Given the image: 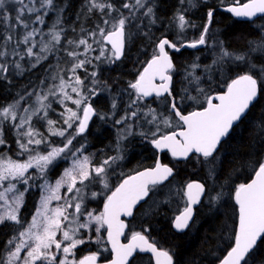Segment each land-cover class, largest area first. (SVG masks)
Segmentation results:
<instances>
[{"label":"snow or ice","instance_id":"obj_1","mask_svg":"<svg viewBox=\"0 0 264 264\" xmlns=\"http://www.w3.org/2000/svg\"><path fill=\"white\" fill-rule=\"evenodd\" d=\"M178 3L194 6L193 0H178ZM157 7V0H84V18L98 15L99 22L91 28L82 23L79 32L73 28L76 35L68 38L61 18L63 7L57 0H0V80H8L11 74L22 76L47 61L50 53L61 49L69 58L66 63L70 62L69 67H60L53 73L51 83L41 80V84L47 83L46 89L27 92L7 106H0V146L8 144L4 128L10 125L16 136V156L24 157L14 159L0 152V226L13 231L0 243L3 253L0 264H101L103 252L111 256L103 264H134L139 253H150L154 264H176L172 251L150 238L151 226L127 236V224L122 217H133L134 210L145 204H148L145 215L151 217L171 200L180 199L184 207L172 218L171 227L184 233L195 223L197 206L206 200L209 208L218 207L224 200L225 189L234 201L238 219L230 235L225 236L232 242L226 246L223 258H218V264H249L250 260L255 264L259 245L264 243V115L250 129L255 133V151L247 154L253 173L249 181L236 183L232 179L226 171L221 148L264 95V25L259 27L257 37L247 42V49L237 53L229 50L224 40L213 39L209 43L214 19L211 9L199 37L191 41L183 39L186 29L196 25L186 18V9L178 7L174 23L177 40L182 42L167 36L159 39L143 70L128 84L130 99L124 114L115 118L119 109L115 98L109 113H100L93 106L95 97L111 89L110 84L100 79V65H111L125 57L128 42L134 35L131 28L139 33L145 20L149 29L155 25L159 19ZM225 11L249 21L264 19V0L244 3L233 0ZM50 13L55 14V19L47 32L34 26L45 25V17ZM201 46L212 50V62L201 65L193 61L187 66L186 86L177 100L176 65L169 50L180 53L183 48ZM96 52L98 55H91ZM89 65L94 69L91 72L87 71ZM225 72L238 74L224 81L226 90L209 94L202 85L210 83L217 73ZM193 91L195 96L191 94ZM26 97L35 98L31 105H27ZM150 97L164 103L168 114L151 107ZM201 97L199 108L185 114L181 104L185 100L200 102ZM54 104L63 109L59 119L50 116L55 111ZM96 116L121 126L117 129L116 155L106 156L99 163L85 154L86 144L77 140L84 137ZM41 121L46 124V132L36 127ZM145 125L150 127L145 130ZM137 127L139 131L134 130ZM171 128L176 130H162ZM137 135L157 153L170 155L171 160L163 163L157 155L153 167L126 176L113 188L109 178L125 159L123 142ZM53 137L61 138V142L57 144ZM61 161L69 166L53 183L49 173ZM181 161H194L206 172L209 182L177 181ZM222 177L224 183L219 182ZM96 184L101 186V191H91L89 197ZM31 188H37L40 197L31 220L25 221L21 210L25 206V194ZM165 188L168 189L165 200L153 199ZM99 196L104 197L103 210L99 213L89 210L90 200ZM121 237L127 243L121 242ZM88 243L101 246V251L76 259L79 247Z\"/></svg>","mask_w":264,"mask_h":264},{"label":"trees","instance_id":"obj_2","mask_svg":"<svg viewBox=\"0 0 264 264\" xmlns=\"http://www.w3.org/2000/svg\"><path fill=\"white\" fill-rule=\"evenodd\" d=\"M244 1L246 0H241V2ZM157 3L156 12L159 17L157 23L152 25L150 29L142 25L139 33L136 32L128 42L125 57L121 61L111 64L107 69L108 73L106 77L109 78L105 80L114 90L118 86L121 88L129 82L134 81L146 61L154 53L155 44L159 39L167 36L170 39L177 40L176 30L169 28V25L174 20V13L177 8H185V6L179 5L178 0H157ZM229 3H233V0H223V3H221V0H198L194 3V6L185 8L186 18L191 24L196 25V27H188L183 39L191 41L199 37L203 25L207 22V13L211 9L214 12V19L210 25V38L214 34L216 39L225 41L229 50L237 53L245 51L248 47L247 42L257 37L259 27L264 25V19L256 18L253 20L254 22L243 21L232 17L227 12L218 10L217 7L219 5ZM83 4L84 0H65L63 23L65 29H67L66 31H69L72 36L76 35L75 33L73 34L72 29L75 28L76 31H79L78 29H80L82 24ZM78 14H80L79 18ZM83 24L85 25V21ZM177 42L180 43L182 41L177 40ZM169 53L176 65L174 88L178 94L177 100H179V94H182L186 86L185 70L187 66L193 61L206 65L212 60L213 54L211 49L209 50L204 46H201L199 49L183 48L180 53H174L169 50ZM197 57H199V60H197ZM52 59L53 55L48 60ZM45 66L46 61L33 70L40 74ZM28 72L26 71L22 76L11 75L8 80H0V106L8 105L20 95L26 93L30 85L34 83V76ZM236 74L238 73L225 72L223 75L217 73L215 79L202 86L209 94L221 92L226 87L224 81L234 78ZM203 78L206 79V77ZM191 94L195 96L196 92L193 91ZM152 99H155V97L149 98L148 101ZM201 102H203V97L200 98V102L185 100L181 104V107L184 109V113H186L193 109H198ZM95 105L97 106V104ZM262 115H264V95L259 97L256 106L249 111L244 122L237 125L231 136L226 139L224 147L221 148V154L226 158V171L231 173L232 179L236 183L246 182L253 175L247 163V154L255 151V143L253 141L255 133L250 131V129L254 124L259 122ZM173 119L175 118L173 117ZM96 122L97 116L90 122L89 129L85 133L87 137L86 153L93 157L94 163H99L106 156H110L113 151H110L109 148L115 141V129L111 127V124L109 126L108 124ZM4 132L8 138L9 154L16 156V139L10 125L4 128ZM132 140L130 151L123 163V172L121 175H118L113 188L123 177L144 167L152 166L155 163L157 153L151 147V144L147 141H139L137 137ZM3 148L4 146L0 147V152L4 151ZM160 157L163 163H169L171 160L170 155L167 153H161ZM228 161H231V164ZM59 167L60 163L58 167L54 168L51 175L57 172ZM178 169L179 175L176 177V180L181 183H186L189 180L209 182L206 172L202 171L199 166H196L194 161L193 163L181 161ZM219 182H225L223 177ZM167 192L168 189L165 188L162 194L154 196L153 199L165 200ZM38 198L39 190L37 188H31L25 194V206L21 210L25 221H29L30 216L34 213ZM182 206V200L173 199L170 203L163 205L159 209L158 214L151 217H146L145 215L148 204H145L144 207H138L134 211V216L126 220L127 227L125 233L127 236H130L133 231H141L142 228L151 226L150 238H154L161 247L171 250L176 264H189L190 261L191 264H209L210 261L213 264H217L218 258L221 259L226 254V246L232 242L225 239V236L230 235L231 228L237 222V214L234 212V201L230 199L227 189H225L224 200L218 207L209 208L205 200L203 205L197 207L195 223L192 228L186 230L184 233H178L172 229L171 220L179 213ZM12 234V228L0 226V243L6 241ZM86 246V244L81 245L77 250V254L82 255L81 257L92 251H101L97 249L96 245L90 249H87ZM2 254L0 252V255ZM109 256V252H103L101 260L108 259ZM144 259L147 261L145 262ZM134 264H152V260L146 254H136ZM249 264H253V262L250 260ZM255 264H264V243L259 245Z\"/></svg>","mask_w":264,"mask_h":264},{"label":"rangeland","instance_id":"obj_3","mask_svg":"<svg viewBox=\"0 0 264 264\" xmlns=\"http://www.w3.org/2000/svg\"><path fill=\"white\" fill-rule=\"evenodd\" d=\"M197 1L198 0H193V5ZM57 3L61 7H63V10H64L65 0H57ZM183 6H185V8L190 7L187 3H185ZM125 14H127L126 13V10H125ZM61 18L63 20V12L61 13ZM54 19H55V14L54 13H50L48 16L45 17V20H46V24L45 25H34V26L35 27H40L45 32H47L48 31V28L50 27V25L52 24V22H53ZM84 21H85V27L91 28L92 26H94V24H96V23L99 22V16L96 15V16H93L91 18L85 19L84 16H83V14H82V23ZM137 23H139V22H137ZM144 25L148 27L146 20L143 23V26ZM67 28H68V26H67ZM169 28H171L173 30H176V25L174 23V20H173V22H171V25H169ZM131 31L133 32V34H135L137 32V29L133 27V28H131ZM76 32L78 33L79 31H76ZM66 33H67V37L68 38H73L74 37V36H72L69 33V31L68 32L66 31ZM212 35L213 36L210 38V41H209L210 44L212 43V40L213 39H216V37L214 36V34H212ZM36 39L39 40L40 37L37 36ZM63 42L64 41L62 40V43ZM208 49L210 50V48H208ZM34 51H38V48L37 49H34ZM51 55H53V59L52 60H47L49 62L46 61V66H45V68L43 69V71L40 74H39V72H34L33 69L28 70L29 71L28 73H30V75H33L34 76V83L30 85V87L28 88V90L26 91V93L27 92H35V91H38V90L46 89L47 83H51L52 82L51 81V77H52V75H53L54 72L58 71V69L60 67L67 68V67L70 66V62L66 63V61H69V58L67 57V55L63 51V49H61L59 52L50 53L49 54V57H51ZM91 55H93V56L94 55H98V52L92 53ZM212 59H213V55H212ZM34 62L35 61L33 59V63ZM42 62H44V61H42ZM211 62H212V60L208 64H210ZM24 63H25V67L27 69L28 68V64H27L26 61ZM94 63H96V62L94 61ZM37 66H39V65H37ZM108 67H110V65H108V64H101L100 65V68L102 69V71L100 72V79L103 80V81H106L105 79H108L109 78V77H106V74L108 73L107 72ZM92 70H94V69H93V67L91 65L87 66V71L88 72H91ZM25 73H26V71H25ZM79 74H81L82 76L84 75L83 71H80ZM11 75H15V74H11ZM11 75H9V76H11ZM41 80H46L47 83L46 84H41ZM128 84L125 85V86H122L121 88H119V86H118V88L115 89V90L112 88V86H111V89H105L104 91H102L99 94V96H97V97H95L93 99V101H92L93 102V106L100 113H109V112H111V101H112L113 98H115L117 100L118 105H119L118 115L115 117L116 119H118L119 118V115H123L124 114L125 109H126V105L129 103V99L130 98H129V94L128 93L131 90L128 89ZM24 94H22V95H24ZM17 99H19V97ZM17 99H15V100H17ZM34 99L35 98L33 97L32 100H28V98L26 97L27 105H31L32 104V101H34ZM105 102H106V104H105ZM149 102L151 103V107L157 109L160 112H163L165 115L168 114V112L166 110V106H165L164 103H161L160 101H157L156 99H152ZM21 104L24 105L25 104V101H21ZM95 104H97L98 107ZM5 106H7V105H5ZM69 106L74 107L72 105H69ZM144 107L146 108L147 105H144ZM54 108H55V111L52 112V113H50V116L53 119H59V113L63 109L58 104H54ZM97 122H101L102 124H108L109 126L111 124V127H113L115 129V141H114V143H112V145L110 146L109 150L110 151L113 150L111 152V155H116L115 147H116V141H117V129L119 127H121V126L114 125V123L111 120L102 121V120L99 119L98 116H97ZM173 123H175V119H173ZM36 127L39 129V131L46 132V124H45V122L41 121V122L37 123L36 124ZM148 127H150V126L145 125L144 126L145 130H147ZM172 129H174V128H171V129H162V130L163 131H170ZM134 130L135 131H139L140 128L137 127ZM153 130H155V129H153ZM14 135H15V133H14ZM135 137L139 138V141H144L140 136L137 135V136L128 137V139L123 142V155L125 156V159L120 162V167H118L116 169L115 173H113V174L110 175L109 183H110V186L111 187H113V184L116 182V180L118 178V175H121L122 172H123V170H122L123 169V163L126 160V157H127L128 153L130 151V144L133 141L132 139L135 138ZM15 139H16V136H15ZM51 139L54 140L57 144H59L61 142V138H59V137H53ZM86 139H87V137H86L85 134H84V137H78L77 138V140H79L80 143H85L86 144V147H87ZM76 146L78 147L79 144H77ZM8 147H9V143L6 146H4V148H3L4 151H2V152L7 153L8 155H10L14 159H23L24 158V157L12 156V154H9ZM16 147H17V145H16ZM41 149H44V146L43 145L41 146ZM17 150L18 149L15 150V155H16ZM85 154H87V153L85 152ZM59 163H60L59 170L57 172H55L53 175H51V172L49 173V178H50L51 182H53V183L55 182V180L57 178H59V176L63 172L64 168H66V167L69 166V163L66 162V161H61ZM30 171H33V170H30ZM19 187L21 188V190H23V185H20ZM61 191L63 192L64 189H62ZM91 191H97V192H99V191H101V186L99 184L94 185L91 188V190L89 191V193H88L89 197H90V192ZM39 197H40V192H39ZM38 200H39V198H38ZM103 200H104V197L103 196H99L95 200H90V202L87 205L88 206V209L89 210H95L97 213H99L100 211H102ZM55 203L56 202H53L54 205H55ZM183 207H184V204H183V206H182L181 209H183ZM34 212H35V210H34ZM30 220H31V216L29 218V221ZM92 235L95 236V233L93 232ZM86 245H87L86 246L87 249L94 248V245H96L97 249L101 250V246H99V245H97L95 243H88ZM89 253H87V254H89ZM81 256L82 255H80V254H76V259H80ZM144 260H145V262L147 261L146 259H144Z\"/></svg>","mask_w":264,"mask_h":264},{"label":"water","instance_id":"obj_4","mask_svg":"<svg viewBox=\"0 0 264 264\" xmlns=\"http://www.w3.org/2000/svg\"><path fill=\"white\" fill-rule=\"evenodd\" d=\"M244 2H247V0L246 1H244ZM244 2H241V3H244ZM229 4H231V3H229ZM229 4H225V5H219L217 8H218V10H220V11H224V12H226L225 11V8L229 5ZM228 13V12H227ZM232 17H234L231 13H229ZM234 18H236V17H234ZM236 19H239V20H243V21H249V20H247L246 18H236ZM254 19H256V18H253V20ZM172 51V50H171ZM143 70V68L141 69V71ZM225 90H226V88H225ZM214 94H216V93H214ZM213 94V95H214ZM195 110V109H194ZM193 111V110H192ZM185 114H187V113H185ZM152 146V145H151ZM153 148V147H152ZM154 149V148H153ZM155 150V149H154ZM156 151V150H155ZM157 153V152H156ZM160 154L161 153H157V155H159L160 156ZM157 157V156H156ZM154 166V165H153ZM153 166H150V167H153ZM145 168H149V167H145ZM145 168H142V169H140V170H138V171H142L143 169H145ZM137 172V171H136ZM135 173V172H134ZM134 173H132V174H134ZM132 174H130V175H132ZM124 179V178H123ZM250 180V179H249ZM249 180H247V181H249ZM196 181V180H195ZM121 182V181H120ZM119 182V183H120ZM118 183V184H119ZM117 184V185H118ZM130 217H122V219H124V221L126 220V219H129ZM237 219H238V217H237ZM126 223V222H125ZM174 230V229H173ZM175 231V230H174ZM176 232V231H175ZM121 242H123V243H127V240H123V237H121ZM139 254H147V255H149L150 257H151V254L150 253H139ZM111 258V256H109V258L108 259H110ZM223 258V257H222ZM221 258V259H222ZM151 260H152V264H154V260L151 258ZM103 261L104 260H101V264H103ZM218 264V263H217Z\"/></svg>","mask_w":264,"mask_h":264},{"label":"bare ground","instance_id":"obj_5","mask_svg":"<svg viewBox=\"0 0 264 264\" xmlns=\"http://www.w3.org/2000/svg\"><path fill=\"white\" fill-rule=\"evenodd\" d=\"M79 30V29H78ZM74 34V33H73Z\"/></svg>","mask_w":264,"mask_h":264}]
</instances>
